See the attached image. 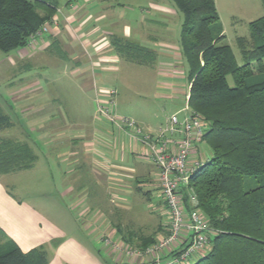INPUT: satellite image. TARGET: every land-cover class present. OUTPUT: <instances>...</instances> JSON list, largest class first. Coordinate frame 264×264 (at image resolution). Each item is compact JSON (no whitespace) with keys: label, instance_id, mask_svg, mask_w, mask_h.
Instances as JSON below:
<instances>
[{"label":"crops","instance_id":"obj_1","mask_svg":"<svg viewBox=\"0 0 264 264\" xmlns=\"http://www.w3.org/2000/svg\"><path fill=\"white\" fill-rule=\"evenodd\" d=\"M50 2L55 13L36 38L0 58V80L14 68H46L40 77L47 89L34 77L27 86L8 88L9 100L21 108V119L26 120L25 129L31 134L27 144L35 155L29 168L14 172L36 168L39 160L34 146L38 143L53 147L59 159L39 166L45 181L51 183L55 176L63 185L43 194L23 192L15 186L12 191L4 180L12 172L0 174V243L11 240L23 252L41 248L47 264L128 263L122 249L113 250L112 244L139 246L145 238L164 237L165 206L155 164L144 155L137 140L97 119L95 96L108 86L137 77L134 87L147 88L144 92L149 86L172 87V98L176 99L175 89L183 77L182 18L172 0ZM128 43L136 44L138 50L129 48ZM41 57L43 65L39 63ZM49 60L58 63L51 65ZM7 82L8 87L14 86L13 81ZM51 86L59 89L51 90ZM183 112L179 119L186 115ZM130 118L154 136L169 117L163 122H157L156 115ZM204 144L208 146L203 141L191 153L189 168L195 160L209 158ZM54 165H58L59 176ZM77 170L78 175L70 176L69 181L68 176ZM115 193L123 195L117 197L122 204H114ZM40 196L42 204L36 203ZM104 198L111 199L110 204L104 203ZM116 214H126L128 223L118 225L119 221L114 222ZM99 230L116 231V236L111 232L98 236ZM135 230L152 233L141 235ZM103 236L112 237V244L103 246ZM169 252H163L162 260L171 256ZM129 264L151 263L149 257L141 256Z\"/></svg>","mask_w":264,"mask_h":264},{"label":"trees","instance_id":"obj_2","mask_svg":"<svg viewBox=\"0 0 264 264\" xmlns=\"http://www.w3.org/2000/svg\"><path fill=\"white\" fill-rule=\"evenodd\" d=\"M172 1L183 15L180 47L187 65V104L207 122L203 141L211 151L190 176L197 207L214 231L209 250L192 264H264V14L249 22L248 38L237 39L239 65L224 41L214 0ZM55 9L50 0H0V51L26 46ZM127 46L138 50L134 43ZM7 120L0 108V125ZM20 148V154L0 152V174L31 166L32 149L26 143ZM182 201L188 211L185 191ZM155 240L145 238L139 247ZM0 264L47 260L41 248L23 252L6 240L0 243Z\"/></svg>","mask_w":264,"mask_h":264},{"label":"rangeland","instance_id":"obj_3","mask_svg":"<svg viewBox=\"0 0 264 264\" xmlns=\"http://www.w3.org/2000/svg\"><path fill=\"white\" fill-rule=\"evenodd\" d=\"M216 9L219 16V21L221 23L223 34H224V41L228 43L233 51V54L235 56L237 64L241 65L243 63V60L241 58L240 50L238 47L237 39L242 37L246 38L249 37L250 31H249V22L253 21L260 16L264 14V6L262 4L261 0H214ZM174 8V7H173ZM179 16L182 18V13L178 10L177 11ZM6 53L0 51V58H5ZM51 61V65H54L53 62H57L55 60H49ZM39 63L43 65V57H41ZM58 63V62H57ZM183 66L181 65V74H183V77H180L179 83H177L176 86V99L172 98L174 95L172 93L173 88L172 87H151L149 86V92L145 91L147 88H140L134 87L133 84L137 77H129L125 81H120L119 85H114L116 89L115 94V106H114V112L116 115H121L123 113H127L124 115H128L126 117L130 118V116L135 115L140 118H147L150 115H156L157 122H160L165 120L167 117H169L173 112L177 111L178 109L181 110V112H178V115L183 116L182 108L184 107L185 103V94L187 93V65L185 60H182ZM5 70V67H4ZM12 70V69H11ZM128 72H125V77ZM46 74V68L42 67H35L32 68H20V70H16L14 68L13 73L10 71V75L5 74L7 76H3V78L0 80V105L2 109L10 116L9 120L5 124L0 125V152H7L14 150L15 154H20V146L21 143H26L27 141H31V134H27V129H25L26 120L21 119V108L17 107L16 104L12 103L9 100V90L8 88H17L20 86H27L30 81L33 79H39L41 82V86H44V83H42V78L40 75ZM228 83L230 85L233 84L232 78L230 76L227 77ZM7 81H13L14 86L7 85ZM46 86V85H45ZM44 89H47L45 88ZM59 89L57 86H51V90H57ZM135 91V93H134ZM29 92V90H26V94ZM154 94V98H152V95ZM179 110V111H180ZM132 119V118H130ZM154 123V120H153ZM28 146V144H27ZM205 149L207 150V157L210 156V150L207 145L204 144ZM36 150V154L38 155L39 163L31 171H23V172H12L9 173V175H6L4 177V180L9 185V188L12 191H15V186L17 189L22 190L23 192H29V193H37V194H43L44 192L48 193L51 192L53 187H61L63 184L56 182V177H52V182L47 183L43 175L44 173L41 171V168H39L40 165L43 164V162L47 161H59V159H56L55 152L53 151V147H47V146H39L38 143L36 146H34ZM32 151V150H31ZM54 164V162H53ZM46 168V167H45ZM54 171L58 174V165H54ZM89 171V170H88ZM46 175V174H45ZM78 175V170L76 172L71 173L68 176V180L70 181V176ZM85 175H88L87 170L85 171ZM59 176V174H58ZM54 178V180H53ZM51 179V178H50ZM19 187V188H18ZM134 187L135 184L132 185V193L134 194ZM159 190V188H158ZM111 192L110 194H112ZM38 197V196H37ZM43 196H40V198H36V203L43 201ZM113 199L114 204H122L119 199L117 200V194L115 193ZM111 197V198H112ZM120 197H123L121 195ZM119 197V198H120ZM111 199L104 198V203L107 202L110 204ZM67 202H70L68 199H66ZM42 204V202H41ZM76 209H74V212ZM73 212V210H72ZM119 214V213H118ZM116 214L114 216V222H118V225H123L124 223H128V216L126 214ZM76 216V214H74ZM134 224V223H133ZM127 227L134 226L132 224L126 225ZM118 231V230H117ZM122 231V230H121ZM111 232L114 236H116V231H104L99 230L98 233L100 235H106V233ZM135 232L141 235H148L152 232L143 231V230H135ZM134 232V233H135ZM110 233V234H111ZM123 233V231L121 232ZM168 233V231H167ZM167 233L164 235L166 236ZM112 238V237H109ZM113 239V238H112ZM112 239L109 241V244H112ZM154 243V242H153ZM97 245V244H96ZM103 246L105 244L102 243ZM150 245L146 246L149 247ZM118 247V248H117ZM117 247L112 244L113 250L116 251L119 249H122L123 256L125 260L128 261L129 256L126 255V252L128 250H138L136 253L138 255L134 256V258H131L129 262H134L136 259L140 258L141 256H144V250L146 248L137 247L133 245L123 244V245H117ZM105 248V247H104ZM207 250L205 249L201 253L197 254V257L202 256L206 254ZM128 263H118V264H129Z\"/></svg>","mask_w":264,"mask_h":264},{"label":"built area","instance_id":"obj_4","mask_svg":"<svg viewBox=\"0 0 264 264\" xmlns=\"http://www.w3.org/2000/svg\"><path fill=\"white\" fill-rule=\"evenodd\" d=\"M33 40L34 36L29 43ZM101 91H97L95 96L97 119L137 140L143 146L144 155L157 169L158 188L165 206L168 233L150 244L144 250V256L150 258L151 264H192L196 258L201 257H197V254L205 249L209 250V235L214 233L197 207V198L190 188V176L203 162L195 160L193 168L187 165L191 153L203 141L207 122L191 110L186 96L182 108L186 115L182 119H179L177 113L170 115L167 123L152 136L146 134L133 119L115 114L114 86H108ZM176 135L180 137L176 138ZM182 191L188 196L190 203L188 211L184 208ZM109 241L108 236L101 238L105 245L109 244ZM136 251L138 252L136 249L126 252L129 256L128 261L138 255ZM164 251H170L171 256L162 260Z\"/></svg>","mask_w":264,"mask_h":264}]
</instances>
